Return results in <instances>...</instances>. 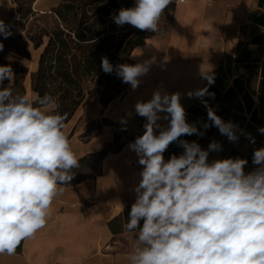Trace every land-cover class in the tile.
<instances>
[{
	"label": "clouds",
	"instance_id": "9594fccd",
	"mask_svg": "<svg viewBox=\"0 0 264 264\" xmlns=\"http://www.w3.org/2000/svg\"><path fill=\"white\" fill-rule=\"evenodd\" d=\"M171 3L135 0L112 19L119 27L159 32L161 16ZM0 34L5 39L12 35L3 20ZM3 48L0 42V51ZM150 66L151 61L114 66L107 56L101 57L103 72L115 73L133 91ZM13 79L12 67L0 66V253L9 255L45 226L54 199L80 166L63 131L65 117L57 111L58 100L48 94L35 100L14 95ZM204 79L208 85L187 93L200 98L207 109L211 124L203 128L215 126L230 142H237L238 126L225 122L203 100L214 97L208 92L214 76L205 74ZM180 101L181 93L157 88L151 99L135 104L136 114L146 122L144 133L128 145L142 166L124 225L135 233L129 264H264V147L254 150L252 163L258 167L248 173L246 159L209 161V153L222 146L213 140L205 150L196 141L181 139L204 133L187 122ZM258 131L264 134V127ZM246 138L255 143L251 134ZM172 143L184 151L165 160Z\"/></svg>",
	"mask_w": 264,
	"mask_h": 264
},
{
	"label": "crops",
	"instance_id": "0c3cea01",
	"mask_svg": "<svg viewBox=\"0 0 264 264\" xmlns=\"http://www.w3.org/2000/svg\"><path fill=\"white\" fill-rule=\"evenodd\" d=\"M61 1L36 0L34 10L49 12ZM13 6V0H0V20L12 18ZM160 26L159 32L147 31L145 42L133 50L134 65L151 61L139 87L133 91L129 86L108 105L93 96L67 122L63 131L80 166L54 199L45 226L13 254L0 253V264H129L135 233L124 225L142 166L128 145L145 131L146 120L136 114L135 104L151 99L157 88L181 93L187 122L204 133L181 139L205 150L213 140L221 144V151L209 153V161L239 157L248 161L245 173L258 167L252 158L255 149L264 147L258 131L264 127V0H172ZM205 74L214 76L208 86L214 97L203 100L238 126L237 142L215 126L205 130L203 124L211 121L204 103L187 95L208 85ZM183 151L172 143L164 158Z\"/></svg>",
	"mask_w": 264,
	"mask_h": 264
},
{
	"label": "trees",
	"instance_id": "16d2710c",
	"mask_svg": "<svg viewBox=\"0 0 264 264\" xmlns=\"http://www.w3.org/2000/svg\"><path fill=\"white\" fill-rule=\"evenodd\" d=\"M13 1L20 6L29 4V8L20 11L18 21L25 30L29 18L38 14L34 11L36 0ZM134 2L62 0L51 11L44 12V16L53 18L52 24L37 25L35 33L28 30L27 35L16 36L22 41V47L11 45L0 51V64L15 68L14 95L26 94L25 81L29 70L22 62L5 60L4 56L13 51L30 58L31 43L36 49L43 47L38 68L31 74L32 90L37 97L48 94L58 100L60 107L57 111L65 117V125L95 94H100L102 103L108 105L125 92L130 85L123 83L115 73L105 74L101 68V57L107 56L114 66L133 63V50L145 42L146 35L131 37L122 48L120 34H128L130 26H117L112 15L118 14L121 8L131 7ZM15 11L13 9V13ZM4 22L11 24V19ZM8 83L5 80L3 86Z\"/></svg>",
	"mask_w": 264,
	"mask_h": 264
},
{
	"label": "rangeland",
	"instance_id": "374dc122",
	"mask_svg": "<svg viewBox=\"0 0 264 264\" xmlns=\"http://www.w3.org/2000/svg\"><path fill=\"white\" fill-rule=\"evenodd\" d=\"M14 9L16 10L11 18V24H6L9 27V30L11 31L12 35L10 37H8L7 39L4 38V36L2 34H0V42L3 43L4 47H9L11 45H13L14 47H22L23 43L21 40H19L18 38H16V36L23 34V35H27V31L28 30H32L34 33L37 30V25H44V24H52L53 23V18L51 16H44V13L41 12H37L38 14L33 15L29 18L28 22H27V26L25 30H22V28L19 26L18 21L20 18V11L21 10H26L27 8H29V4L27 5H23L20 6L18 3L14 2ZM35 5V3H34ZM134 4H132L133 6ZM39 5H37L38 7ZM131 6V7H132ZM35 11V10H34ZM130 26V25H129ZM36 29V30H35ZM147 30L142 31L139 29H136L132 26H130V32L127 34L125 32H123L122 34H120V38L123 39L121 42H123L122 48H125L126 43L128 42V40L131 37L134 38H140L142 37L143 34L146 35ZM43 50V47H40L38 49L34 48V45L31 43V46L29 48V53H30V58H27L26 56H24L23 54H19L17 52H9L7 54H5L4 59L8 60V61H19L22 62L24 65H26L28 67L29 70V74L26 78L25 81V87H26V94L27 96H29L30 98H32L33 100L36 99L37 94L34 92H32V78H31V74L33 71L37 70L38 68V62H39V58L41 55V52ZM131 65H134L133 63H131ZM0 66H2L0 64ZM13 72H14V79L12 81V85L15 82V68H12ZM99 96L101 99L100 94H95L94 96ZM84 174V172H83Z\"/></svg>",
	"mask_w": 264,
	"mask_h": 264
},
{
	"label": "built area",
	"instance_id": "2783aa9c",
	"mask_svg": "<svg viewBox=\"0 0 264 264\" xmlns=\"http://www.w3.org/2000/svg\"><path fill=\"white\" fill-rule=\"evenodd\" d=\"M182 1H184V0H182Z\"/></svg>",
	"mask_w": 264,
	"mask_h": 264
}]
</instances>
